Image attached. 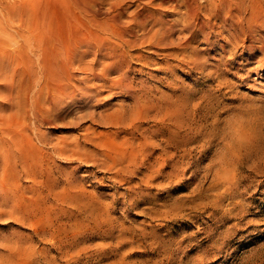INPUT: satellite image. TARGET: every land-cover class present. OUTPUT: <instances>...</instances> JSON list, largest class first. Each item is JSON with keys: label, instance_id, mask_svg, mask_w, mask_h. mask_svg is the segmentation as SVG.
Listing matches in <instances>:
<instances>
[{"label": "rangeland", "instance_id": "374dc122", "mask_svg": "<svg viewBox=\"0 0 264 264\" xmlns=\"http://www.w3.org/2000/svg\"><path fill=\"white\" fill-rule=\"evenodd\" d=\"M182 7L0 0V264H264V64Z\"/></svg>", "mask_w": 264, "mask_h": 264}, {"label": "bare ground", "instance_id": "6f19581e", "mask_svg": "<svg viewBox=\"0 0 264 264\" xmlns=\"http://www.w3.org/2000/svg\"><path fill=\"white\" fill-rule=\"evenodd\" d=\"M205 1H208L209 7L202 10L198 0H177L178 6H183L182 9L184 10L186 16L181 18L180 15V18H174V23H180L183 21V24L180 23L182 24L183 29L192 25L193 28L196 27L199 30L209 28L211 31H217L218 35L223 37V39H225V43L229 45H233L235 43L239 44V42L247 43L248 52L252 57H257V66L264 64V15L255 13V10H251L249 15L246 16L243 14L241 4L231 5L227 0ZM159 4L162 5L164 2H160ZM176 6L177 5H173L171 8L166 9L176 12ZM115 7L116 5H112V10H114ZM76 9H79V11H82V9L86 10L83 5L78 6ZM142 10L143 11L136 12L131 18L132 20L130 19L129 22H127L128 25L126 26L119 20L118 14L113 13L112 16L110 15L106 19L109 31L118 37L121 42L131 44L135 43V41H131V38L127 37L128 34L129 36H132V30L128 26L133 24L135 27L145 29L147 24L152 23L155 26L158 25V27L152 30V33H149L145 39L142 40L158 44L164 42L166 35V31L163 29L164 15L157 17L154 12L155 10L150 11L145 7H143ZM203 11L204 15L201 13ZM103 23L93 20L91 24L99 25L102 30H105L107 25L106 23ZM76 36L77 37L74 38V43L77 46H81L84 45V43L92 41V39L91 41L89 40L91 37H88V35H82V33H79ZM223 46H225V44H223ZM80 55L82 56L84 53L81 52ZM67 58L68 57H66V61L63 63V67L68 69L69 73L72 70L71 67H73L74 61L71 58L67 60ZM90 73L93 77L89 81H93L95 78H102L101 74H98L93 69L90 70ZM123 78L125 79L126 77ZM121 80L122 78H120L118 82H121ZM115 83H117V81H115ZM66 85H68V83L64 82V85H61L59 92L62 93L63 96L75 98L77 96V92L73 88H67ZM89 87H92V85L90 84ZM47 93L49 94L48 91Z\"/></svg>", "mask_w": 264, "mask_h": 264}]
</instances>
